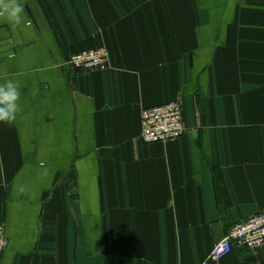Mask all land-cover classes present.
Segmentation results:
<instances>
[{
    "label": "crops",
    "instance_id": "1",
    "mask_svg": "<svg viewBox=\"0 0 264 264\" xmlns=\"http://www.w3.org/2000/svg\"><path fill=\"white\" fill-rule=\"evenodd\" d=\"M0 18V264H204L264 212V0H18ZM105 48L109 69L69 65ZM177 102L185 135L144 144ZM264 264V246L220 262Z\"/></svg>",
    "mask_w": 264,
    "mask_h": 264
},
{
    "label": "built area",
    "instance_id": "2",
    "mask_svg": "<svg viewBox=\"0 0 264 264\" xmlns=\"http://www.w3.org/2000/svg\"><path fill=\"white\" fill-rule=\"evenodd\" d=\"M68 63L91 74L104 72L110 67L109 53L105 48L84 51L72 55ZM185 132L183 110L177 102L144 109L141 112V139L144 144L174 142L181 139ZM263 246L264 212L233 226L228 235L215 244L209 259L204 264H208V261H222L233 252L235 247L249 250ZM7 247L5 228L0 224V256Z\"/></svg>",
    "mask_w": 264,
    "mask_h": 264
},
{
    "label": "clouds",
    "instance_id": "3",
    "mask_svg": "<svg viewBox=\"0 0 264 264\" xmlns=\"http://www.w3.org/2000/svg\"><path fill=\"white\" fill-rule=\"evenodd\" d=\"M23 7L18 0H0V18L19 25L24 20ZM21 89L18 82L9 79L0 83V123L12 124L22 111Z\"/></svg>",
    "mask_w": 264,
    "mask_h": 264
}]
</instances>
